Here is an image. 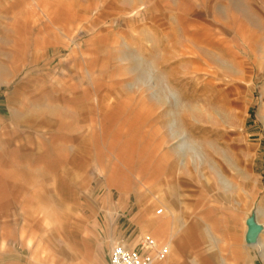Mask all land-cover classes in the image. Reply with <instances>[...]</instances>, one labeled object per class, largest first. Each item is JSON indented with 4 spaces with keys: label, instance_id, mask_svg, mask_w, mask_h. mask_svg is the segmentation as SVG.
I'll use <instances>...</instances> for the list:
<instances>
[{
    "label": "rangeland",
    "instance_id": "obj_1",
    "mask_svg": "<svg viewBox=\"0 0 264 264\" xmlns=\"http://www.w3.org/2000/svg\"><path fill=\"white\" fill-rule=\"evenodd\" d=\"M249 219L264 244V0H0V264H264Z\"/></svg>",
    "mask_w": 264,
    "mask_h": 264
},
{
    "label": "built area",
    "instance_id": "obj_2",
    "mask_svg": "<svg viewBox=\"0 0 264 264\" xmlns=\"http://www.w3.org/2000/svg\"><path fill=\"white\" fill-rule=\"evenodd\" d=\"M162 212V209H158L156 214ZM169 253L168 244H159L153 237L144 235L136 249L121 244L113 245L107 264H159L167 260Z\"/></svg>",
    "mask_w": 264,
    "mask_h": 264
},
{
    "label": "crops",
    "instance_id": "obj_3",
    "mask_svg": "<svg viewBox=\"0 0 264 264\" xmlns=\"http://www.w3.org/2000/svg\"><path fill=\"white\" fill-rule=\"evenodd\" d=\"M146 210H147L146 207H143L142 209H140L139 216H138V221H139L140 225H142V226H145V225L151 226L154 230H157V231L162 232V233H165V232L167 233L168 230H169L168 228H169L170 225H169L166 217L164 216V217L158 219V221H154L153 222V217H149L148 215H146ZM173 241H174L173 239H168V240H164V241H158V243L159 244H163V243L164 244H168L170 246V252H171V249H172V246H173ZM259 242H261V241L259 240ZM182 244L183 243H182L181 238H177L176 242H175V245H179V247H181ZM255 246L260 250V247L258 245H255ZM241 250L243 251V248ZM241 257L244 258V255H242ZM237 258L239 259V256ZM159 264H169V256H168V259L165 262L159 263ZM178 264H187V263L186 262H181V263H178Z\"/></svg>",
    "mask_w": 264,
    "mask_h": 264
},
{
    "label": "water",
    "instance_id": "obj_4",
    "mask_svg": "<svg viewBox=\"0 0 264 264\" xmlns=\"http://www.w3.org/2000/svg\"><path fill=\"white\" fill-rule=\"evenodd\" d=\"M247 230L245 233V241L249 245H253L256 243L259 231L257 228L253 225L255 222L252 219L247 220Z\"/></svg>",
    "mask_w": 264,
    "mask_h": 264
},
{
    "label": "bare ground",
    "instance_id": "obj_5",
    "mask_svg": "<svg viewBox=\"0 0 264 264\" xmlns=\"http://www.w3.org/2000/svg\"><path fill=\"white\" fill-rule=\"evenodd\" d=\"M253 225L257 228V230H260L259 231L260 233L263 231V226H261L260 224L254 223ZM256 245H258L260 247V250L264 249V245L261 242H259L258 238H257V241H256Z\"/></svg>",
    "mask_w": 264,
    "mask_h": 264
}]
</instances>
